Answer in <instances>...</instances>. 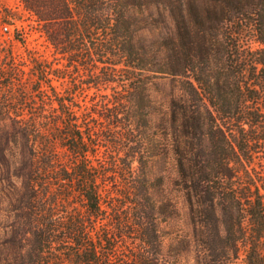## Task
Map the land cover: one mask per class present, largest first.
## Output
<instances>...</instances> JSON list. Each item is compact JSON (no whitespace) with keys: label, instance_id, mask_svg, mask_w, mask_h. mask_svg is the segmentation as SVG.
<instances>
[{"label":"trees","instance_id":"trees-1","mask_svg":"<svg viewBox=\"0 0 264 264\" xmlns=\"http://www.w3.org/2000/svg\"><path fill=\"white\" fill-rule=\"evenodd\" d=\"M19 1L82 70L86 98L56 91L66 69L28 52L25 74L6 51L0 264H172L192 247L194 264H264V181L251 167L264 147V0ZM150 6L173 29L148 40L139 32L157 24L137 11ZM165 78L181 83L167 110L148 92ZM169 151L191 235L153 168Z\"/></svg>","mask_w":264,"mask_h":264},{"label":"rangeland","instance_id":"rangeland-1","mask_svg":"<svg viewBox=\"0 0 264 264\" xmlns=\"http://www.w3.org/2000/svg\"><path fill=\"white\" fill-rule=\"evenodd\" d=\"M141 16H152L151 22L157 24L147 30L139 32V35L145 39L151 40L160 34L173 29V21L164 7L150 6L147 9L137 11ZM6 25L8 30L5 31L3 26ZM41 27L35 18L24 10L19 0H0V68L4 67L7 59L6 51L11 52L14 56L15 65L19 72L25 74L30 71L32 63L28 61V52L36 57L46 60L52 65V70L55 68L66 69V77L62 80H52L53 75L48 73L47 77L51 79L52 85L56 91L63 94V97L69 98L71 89L77 88L78 94L75 97V102L83 101L86 93L82 89L80 82L83 80L82 70L79 68H68L65 65V60L60 59L55 53L53 46L46 40L45 36L40 32ZM249 44L252 49L260 48L262 45L250 35ZM51 72V71H50ZM62 71H60L61 73ZM79 72V73H78ZM181 85L177 79L165 78L157 79L154 83L148 85V92L152 100L157 102L164 110H167L169 96L176 91L177 86ZM79 87V88H78ZM80 89V90H79ZM37 98V96H36ZM39 103L41 101H38ZM46 104H56L52 100L44 99ZM12 104V103H11ZM258 153H255V160L251 163V167L255 168L256 172L264 181V159H262L264 147H257ZM153 168L159 172L164 179L163 187L165 192L175 201L178 217L174 221L182 234L191 235L192 224L188 211L187 201L184 192L177 184L178 171L175 158L172 152H168L153 162ZM18 185V184H15ZM13 184H9L6 179L5 167L0 161V219H5L8 207V189ZM2 230L0 229V236ZM168 244V243H167ZM195 250L192 247L190 250L182 253L172 264H194ZM171 264V263H167Z\"/></svg>","mask_w":264,"mask_h":264},{"label":"built area","instance_id":"built-area-1","mask_svg":"<svg viewBox=\"0 0 264 264\" xmlns=\"http://www.w3.org/2000/svg\"><path fill=\"white\" fill-rule=\"evenodd\" d=\"M3 29H4L5 31H7V30H8V27H7L6 25H4V26H3Z\"/></svg>","mask_w":264,"mask_h":264}]
</instances>
